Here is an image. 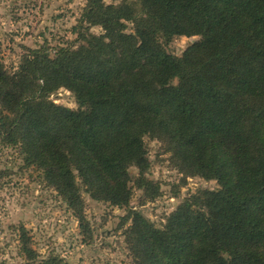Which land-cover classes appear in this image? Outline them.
I'll list each match as a JSON object with an SVG mask.
<instances>
[{"label": "trees", "instance_id": "1", "mask_svg": "<svg viewBox=\"0 0 264 264\" xmlns=\"http://www.w3.org/2000/svg\"><path fill=\"white\" fill-rule=\"evenodd\" d=\"M136 5L87 0L79 20L103 34L53 57L31 49L13 74L0 63V138L42 169L82 224L78 183L118 207L131 182L156 194L144 136L165 133L185 169L220 188L198 191L164 229L134 212L127 233L138 264H264V0ZM192 35L200 39L181 56L167 52L173 37ZM58 87L77 109L47 99ZM20 234L21 253L36 260ZM36 264L66 263L49 255Z\"/></svg>", "mask_w": 264, "mask_h": 264}, {"label": "rangeland", "instance_id": "2", "mask_svg": "<svg viewBox=\"0 0 264 264\" xmlns=\"http://www.w3.org/2000/svg\"><path fill=\"white\" fill-rule=\"evenodd\" d=\"M127 1L138 5V0ZM86 3L87 0H0L3 70L13 74L31 49L43 47L53 57L61 47L76 48L82 36L103 34L101 26L79 20ZM123 22L124 32L132 33L134 23ZM199 39L200 35L175 36L165 47L168 53L181 56ZM47 99L78 108L74 93L65 87L51 91ZM144 142L150 161L146 177L158 187L156 194L131 182L128 204L118 207L93 199L78 183L84 219L80 224L76 211L47 182L42 169L26 165L20 149L4 144L0 138V264H36L49 255H56L66 264H138L132 251L134 240L127 233L134 212L155 228L164 229L178 206L193 202L198 191L220 188L215 179H205L185 169L173 139L165 133L146 135ZM129 171L132 177L138 174L134 166ZM21 226L37 254L34 261L21 253Z\"/></svg>", "mask_w": 264, "mask_h": 264}]
</instances>
